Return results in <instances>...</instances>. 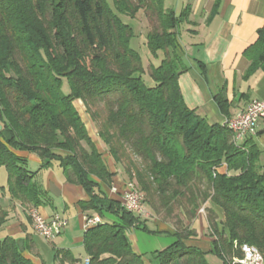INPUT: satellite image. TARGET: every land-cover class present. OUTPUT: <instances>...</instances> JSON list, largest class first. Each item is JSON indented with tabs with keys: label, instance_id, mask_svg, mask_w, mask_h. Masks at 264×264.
<instances>
[{
	"label": "trees",
	"instance_id": "1",
	"mask_svg": "<svg viewBox=\"0 0 264 264\" xmlns=\"http://www.w3.org/2000/svg\"><path fill=\"white\" fill-rule=\"evenodd\" d=\"M112 3L113 8L108 0H0V173H7V186L0 189L26 209L39 208L49 201L39 172L62 168L67 182L88 195L79 203L82 211L102 220L84 235L91 264H145L132 248L130 231L166 233L148 229L149 217L129 212L108 195L116 173L74 105L80 100L124 181L175 231L176 241L152 253V262L210 264L213 255L222 264H240L244 244L264 256L262 150L253 138L237 143L226 124L212 125L188 108L179 87L187 70L178 53L179 33L188 9L177 15L165 0ZM140 13L150 25L147 47L158 66L150 61L146 67L131 46L135 33L122 17ZM251 50L246 78L264 71V26ZM215 100L231 119L224 93ZM17 152L39 157V169L32 170ZM204 206L212 240L207 252L189 244L198 234L188 223ZM8 223L0 199V231ZM27 249L25 241L6 236L0 240V264H34L24 255Z\"/></svg>",
	"mask_w": 264,
	"mask_h": 264
},
{
	"label": "crops",
	"instance_id": "2",
	"mask_svg": "<svg viewBox=\"0 0 264 264\" xmlns=\"http://www.w3.org/2000/svg\"><path fill=\"white\" fill-rule=\"evenodd\" d=\"M171 7L177 15L188 9L181 25L183 30L179 33L178 51L187 68L180 74L178 83L188 108L195 110L212 125H223L227 118L215 100L220 91L230 103L231 118L245 111L251 101L264 99L263 69H258L246 78L254 58L251 47L257 41L258 30L264 26V0H220L218 6L217 0H171ZM76 103L82 105V102H74L82 117ZM82 120L103 154L108 169L116 173L108 195L123 202L128 183L116 168V161L98 133L92 135L88 123L83 117ZM253 139L264 157V119L259 121L258 134ZM17 154L28 160L32 170L39 169V157L29 152ZM226 171V167L219 169L220 173ZM37 178L49 197V201L38 210L48 219L59 215L68 221V225L53 242L45 241L35 232L29 209L13 201L6 191L0 189L2 207L9 212V223L0 231V240L10 236L25 241L28 249L24 255L34 264H73L69 258H73L75 264H81L87 258L84 248L87 216L79 203L88 200L87 193L81 186L67 182L63 169L58 166L40 171ZM108 218L116 220L113 216ZM188 225L198 234V240L189 244L205 252L210 251L212 240L208 237L206 218L198 214ZM147 226L151 230L159 229L166 235H153L132 229L129 238L134 252L144 256L145 264H157L149 256L173 244L176 241L173 234L175 231L156 220L147 221ZM59 252L69 253V258L62 259ZM219 263L222 264L221 261Z\"/></svg>",
	"mask_w": 264,
	"mask_h": 264
},
{
	"label": "built area",
	"instance_id": "3",
	"mask_svg": "<svg viewBox=\"0 0 264 264\" xmlns=\"http://www.w3.org/2000/svg\"><path fill=\"white\" fill-rule=\"evenodd\" d=\"M261 119H264V99H255L247 105L245 111H243V115H236L231 119H227L226 122L235 126V130L239 134V143H242L246 139L257 136L258 124ZM122 205L129 212L142 217H149L145 203L137 199L132 190L126 189ZM200 212L204 213V209ZM29 215L35 232L47 242H53L68 225V221L65 218L55 215L48 219L37 208L30 209ZM86 222L87 226L98 223L97 216L92 218L86 217ZM241 251L243 257L237 263L264 264V256L256 247L244 244L241 247ZM81 264H91L90 258H85Z\"/></svg>",
	"mask_w": 264,
	"mask_h": 264
},
{
	"label": "rangeland",
	"instance_id": "4",
	"mask_svg": "<svg viewBox=\"0 0 264 264\" xmlns=\"http://www.w3.org/2000/svg\"><path fill=\"white\" fill-rule=\"evenodd\" d=\"M108 1H109L110 6L113 8L112 0H108ZM166 8H168V9L173 8V7H171V0H167ZM122 19L124 20V22H126L128 25H130L134 30L135 37L133 38V40L131 42V46L133 49L137 50L141 54L145 66L147 67L150 64V61L153 62V64L158 66L159 62L155 60V58L151 55V53L147 47V34L150 30V25H149L145 15L143 13H140L135 19L126 18V17H122ZM180 30H183L182 26H181ZM144 79H145L148 86H150V87L154 86L153 81L151 80V78L148 75H145ZM65 90H66V92H69L68 86H66ZM76 105L79 108L83 119L85 120V122L88 123V127L90 129L91 134L92 135L97 134L98 133V127L93 122L90 114L87 112L85 105L83 103H82V105H80V103H76ZM261 162L262 163L264 162V157H262ZM30 168H31V166H30ZM116 168L119 170V167L117 166V164H116ZM3 186H7V173L4 169H2L1 173H0V188H2ZM147 209L149 211L148 213H149V219H150L148 221L156 220V221H159L160 223H162L161 220H162L163 215H160V216L156 215L155 212L148 206H147ZM202 209H204V213L200 212ZM200 211L198 214L201 215L202 217H204V219H205L206 215H207V211H206L205 206L202 207L200 209ZM142 218H144V217H142ZM150 227H151V224H150ZM166 227H168V229H170V230H174L173 227H171L170 225L166 224ZM139 231L143 232L142 230H139ZM171 232L173 233V231H171ZM162 235H166V234H162ZM208 261L210 264H221V263H219L220 262L219 258H217L216 256H213V255L208 256Z\"/></svg>",
	"mask_w": 264,
	"mask_h": 264
},
{
	"label": "bare ground",
	"instance_id": "5",
	"mask_svg": "<svg viewBox=\"0 0 264 264\" xmlns=\"http://www.w3.org/2000/svg\"><path fill=\"white\" fill-rule=\"evenodd\" d=\"M239 115H243V112L241 114H239ZM225 124L231 130V132L233 133L234 141L239 143V134H238L237 130H235V126L233 124L227 123V122ZM128 189L132 190V192L135 193V195L137 196V199H139V200L144 202V196L137 190V188L135 187L134 184L129 183L128 184ZM97 220H98V223L89 224V226H87V228L95 226V225L99 224L102 221L99 216H97ZM244 264H251V263H244Z\"/></svg>",
	"mask_w": 264,
	"mask_h": 264
}]
</instances>
